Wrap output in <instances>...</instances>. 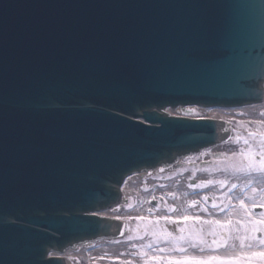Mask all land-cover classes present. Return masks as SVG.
<instances>
[{
  "label": "water",
  "instance_id": "1",
  "mask_svg": "<svg viewBox=\"0 0 264 264\" xmlns=\"http://www.w3.org/2000/svg\"><path fill=\"white\" fill-rule=\"evenodd\" d=\"M263 100L264 0H0V264H69L127 177L229 139L167 107Z\"/></svg>",
  "mask_w": 264,
  "mask_h": 264
},
{
  "label": "bare ground",
  "instance_id": "2",
  "mask_svg": "<svg viewBox=\"0 0 264 264\" xmlns=\"http://www.w3.org/2000/svg\"><path fill=\"white\" fill-rule=\"evenodd\" d=\"M263 104L257 103V104H252V105H246V106H241V107H204V106H199L196 104H191V105H178L175 108L169 107L167 110H164V113L170 114L172 117H183V118H195L198 117V115L194 114L197 111H204L208 113V119H218L222 121H226L224 112H232L230 114L231 118L237 117L236 112H246V113H252V111H257L260 107H262ZM227 117V116H226ZM197 119V118H195ZM200 152H195V153H190V156L183 157V158H178L179 162L182 161L183 159H192V156L195 154H199ZM164 171L168 169V167L163 168ZM163 171V172H164ZM162 172L160 169L142 173L139 175L131 176L126 178V182L124 185L123 189V197L126 200H129L131 197L127 198V196L132 195V197H139L142 193L143 190L148 189L150 190L151 193H148L146 195H142V199L138 200L137 203L133 204L132 207L126 211V213L120 214L119 217H121V221H132L133 219H128L129 217H138V216H144L146 219L143 221L138 220V223H146L152 224V227L158 230H166L170 231L173 234V237H177L181 235L180 228L182 227V224L185 225V229H189V232L192 233H198L196 235H202L205 238V245H204V252L205 256L207 253L212 256V257H220L222 260L226 261H233L237 262L238 260H242L245 258H251L252 254L254 252H259V251H264V247H262L259 243V237L255 241H245L244 245L241 246L240 241L236 239V237L245 234V229H244V224H248V235H251V227L252 224L256 221L261 220V217L258 216L255 212H252V206H257L261 205L262 203V196L260 195V190L264 189V177L260 176L259 174L253 173L251 175L249 174H244L242 176V181L239 184V188L236 189L234 192V195L232 196L231 204L227 203L228 205L221 204V207H224V211L221 212L219 208H212L209 207H201L200 205V195L198 193H195L194 197H191L195 199L196 201H199V203L196 206H187L186 204L189 201V196L187 194V198L185 197L183 202H180V194L176 190V187L173 185H167L164 183V181L157 182V183H151L149 185H145L142 180L145 179V177H149L152 180L153 178L157 175H160ZM163 179V177H161ZM253 181V183L249 184V181ZM137 182V186H134L133 183ZM141 182V183H140ZM247 185V187H245ZM256 188L257 191L253 192L252 189ZM178 191L181 192V187H177ZM172 192L177 194L179 197H175L173 200H166V194ZM152 197H158L160 198V205L154 206L151 204V201L153 200ZM161 197L164 199L161 200ZM183 197V196H182ZM243 199L245 204L248 206L247 210L241 209L239 207V199ZM183 199V198H182ZM126 203L124 200L121 202L120 205H115L106 208V210H99V211H94L93 213L98 216L102 217H107V218H112L116 219L118 214H113V209L119 207V212L120 210H124L126 208ZM123 204V205H122ZM190 204V203H189ZM163 206V207H162ZM169 206H174L177 211L172 212L169 210ZM234 206V207H233ZM189 207V208H188ZM149 209H151V212H149ZM207 209V211H205ZM217 209V210H216ZM219 210V211H218ZM164 215H169L173 217L174 219H178L183 217L184 215L188 216H199L201 217L202 220H219L221 223L220 224H203L195 220H188V221H183L179 224H172L170 222H165L163 220H160L159 223H154V221L158 217H162ZM135 220V219H134ZM228 220H232L233 223L231 225L227 224ZM237 220L243 221V223H236ZM122 225L124 223L122 222ZM221 225H225L222 227ZM259 225H257L258 227ZM230 230L232 233V241L231 243L226 244L225 246H221L220 244L217 243H212L214 241L212 237H217L218 239L216 240L219 242L220 236L225 235V230ZM239 230V231H238ZM261 234V232H260ZM97 242V241H96ZM95 242H86V243H81L78 244V248H69L66 251L59 252V251H50V257L51 258H62L65 259L69 264H70V257H73L77 255V251H79L83 246L87 245H93ZM249 243L253 244V247L249 248L247 245ZM164 243H159V245H162ZM104 245V244H103ZM202 245V244H201ZM233 245H235L233 247ZM202 247V246H200ZM118 247H111V248H106L104 245V248L101 247L99 249L92 250L91 254L94 255L95 257L100 256V253L102 251H106L109 253H115L118 251ZM210 250V253H209ZM215 250V252H212ZM159 253H164L157 250ZM145 257H149V254H146ZM145 257H138L135 261L138 263H143L144 261L141 260L140 258H145ZM148 259V258H147Z\"/></svg>",
  "mask_w": 264,
  "mask_h": 264
},
{
  "label": "flooded vegetation",
  "instance_id": "3",
  "mask_svg": "<svg viewBox=\"0 0 264 264\" xmlns=\"http://www.w3.org/2000/svg\"><path fill=\"white\" fill-rule=\"evenodd\" d=\"M257 111H252V113H256ZM264 112V111H262ZM261 112V113H262ZM234 118V117H233ZM243 122L245 126H241L238 123V126L235 123H230L231 126V138L229 141L222 143L220 145H217L213 148H209L206 150L201 151L199 154H195L192 156V159H183L181 162L176 163L174 165H171L168 167L167 174L165 175V179H167V182H164L167 185H173L176 187V190L180 194V202H183L185 197L187 198V194L189 196V201L186 204L187 206L189 203L195 199L191 198L194 197L195 193H198L200 195V205L201 207H209L212 208L213 203L222 206L221 204L224 203H216V199L218 198V201H227V197H232L234 195V192L236 189L232 190L231 192L228 191V188H221L219 185L211 184L207 187H196V188H190L189 184H201L206 183L209 180H219V179H227L229 181V185L231 183L240 184L242 181V176L246 173L241 172H233L231 168L227 172L219 171V166L222 163L226 162V165H223V168L228 167L231 164H238L241 157L237 156L234 160L230 159L232 157L233 153H239L242 149L246 152L249 148H251L253 151L259 150V139L256 138L254 140H250L248 145L244 144V138L247 137L248 131H256L259 132L262 130V126L259 123H255L257 121H264V116L257 117V116H250V117H235L234 120ZM238 141V142H237ZM208 154V156H206ZM222 154H225L222 156ZM199 157H203V160L199 161L198 164H196V161ZM259 159V157H257ZM213 167H216V170H209ZM236 174V175H235ZM235 175V179L234 176ZM249 181V180H248ZM177 187H181V192L178 191ZM172 192H169L166 194V200H173V196L170 195ZM183 196V197H182ZM205 196H208V200L205 201L203 198ZM218 196V197H217ZM175 197H179L177 194ZM183 198V199H182ZM160 201V198L158 199ZM196 201V200H195ZM126 207H128L129 200H125ZM152 202V201H151ZM262 203H264V197L262 198ZM261 203V204H262ZM152 205L156 206L158 205L157 201H153L151 203ZM209 204V205H207ZM123 205V204H122ZM189 208V207H188ZM130 209V208H129ZM129 209H124V212L128 211ZM217 210V209H216ZM252 212H255L258 216L261 217V219H264V207H261L260 205L252 206ZM123 211V210H122ZM219 211V210H218ZM125 225L127 227L125 228ZM186 224H182V228H184V232L181 233V235L175 237V239L171 237H167L165 241L161 240V243H165L164 247L162 245L156 244L158 240L154 238V235L149 234L147 242L142 241L141 238L133 239L131 241L128 240L129 236L133 237H139V233H145L148 232V229H143V225H141L138 222L134 221H124V228L123 235H120L118 239H108V240H118L119 244L118 252L121 253L120 257L124 259H132L136 260L138 257H145V255H141L140 253H145L146 248H149L148 245L151 244L152 246L156 244V247L154 250H158L163 248L164 252L166 253V257L169 258V260H183L191 257L196 258H204L203 256L205 254L204 245L203 243L201 245L200 243V237L203 238L205 241L204 236L202 235H196L198 233H192L189 232V229H185ZM156 232L157 229H154ZM151 230V231H154ZM257 238L259 237L264 238V232H257ZM165 237V236H164ZM183 237V239H181ZM166 238V237H165ZM259 239V240H260ZM219 244V243H218ZM133 245H136L137 247H133ZM202 246V247H200ZM108 247H112L109 246ZM181 249H184V251H181ZM132 253H136V255H132ZM123 254V255H122ZM144 262L147 261L145 258H140ZM166 260L165 264H167ZM154 264H160L159 261H151ZM105 264L109 263L104 262ZM136 263V262H134Z\"/></svg>",
  "mask_w": 264,
  "mask_h": 264
},
{
  "label": "snow or ice",
  "instance_id": "4",
  "mask_svg": "<svg viewBox=\"0 0 264 264\" xmlns=\"http://www.w3.org/2000/svg\"><path fill=\"white\" fill-rule=\"evenodd\" d=\"M261 115H264V112L261 113ZM255 123H259L262 126V130L259 132L256 131H252L249 130L248 131V135L246 138H244V144L248 145L250 140H254L256 138L259 139V150L258 151H253L251 148H249L246 152L242 149L239 153H233L232 157L230 159H235L237 156L241 157L240 161L238 164H230L228 167H225L223 169H218L219 171H224L227 172L229 170V168H231V170L233 172H241V173H246V174H259L260 176L264 177V121H257ZM241 124H243V122H241ZM227 142V141H225ZM238 142V141H237ZM225 154H222V156ZM257 157H259V159H257ZM161 172L164 171L163 168L160 169ZM249 184L253 183V181H249ZM211 184H216L219 185L221 188H228V191L231 192L232 190L236 189L237 187H239L238 184L236 183H231L229 185V181L227 179H219V180H209L206 183H201V184H189L190 188H196V187H207L208 185ZM245 187H247V185H245ZM253 192H256L257 189L253 188L252 189ZM170 195L173 196V198H175L176 194L175 193H171ZM260 195L262 197H264V189L260 190ZM153 200L156 199V197H152ZM164 198L161 197V200H163ZM205 201H207L209 198L208 196H205L203 198ZM229 204H231V200L232 197H227ZM239 199V198H237ZM199 203V201H191L189 206H196ZM214 208H219V210L221 212H223L225 209L224 207H221L220 205H217L215 203H213L212 205ZM261 207H264V203H262L260 205ZM129 208L132 207L131 204L128 205ZM234 207V206H233ZM239 207L241 209H245L247 210L248 206L245 204L243 199H239ZM169 210L172 212L177 211V209L174 206H169ZM113 211H119V207L113 209ZM205 211H207V209H205ZM149 212H151V209H149ZM117 220L122 219L121 217L117 216L116 217ZM128 219H136V220H140L143 221L146 218L144 216H138V217H129ZM160 220H163L165 222H170L172 224H179L181 222V220L183 221H188V220H195L198 221L200 223L203 224H220L221 222L219 220H202L201 217L199 216H188V215H184L181 218L178 219H174L173 217L169 216V215H164L162 217H158L154 223H159ZM233 223L232 220H228L227 224L231 225ZM236 223L240 224L243 223V221L241 220H237ZM257 225H259L257 227ZM222 227H224L225 225H221ZM127 227V225H125V228ZM244 229H245V234L240 235L238 237H236V239H238L240 241L241 246L244 245V242L247 241H255L257 239L256 233L257 232H264V219H261L259 221H256L252 224L251 227V235H248L247 232L249 230L248 228V224H244ZM181 233L184 232V228H180L179 229ZM239 231V230H238ZM121 235L124 234L123 230L120 233ZM154 236H165V237H171L173 239H175V237H173L172 232L170 231H166V230H162L161 232H156L153 231L152 233ZM137 238H141L142 237H133V236H129L128 240L131 241L133 239H137ZM181 239H183V237H181ZM200 239V243H206V241L203 240L202 237L199 238ZM117 243L119 241H116ZM212 243H217V241H212ZM259 243L262 247H264V238H261L259 240ZM221 246H225L223 242H220ZM235 245H233L234 247ZM249 248L253 247L252 243H249L247 245ZM133 247H137L136 245H133ZM149 248L152 247L151 244L148 245ZM159 251L163 252L164 249L161 248L159 249ZM181 251H184V249H181ZM141 255H146V253L141 252ZM123 255V254H122ZM132 255H136V253H132ZM259 258V264H264V251H259V252H254L252 254V257L250 258V264H254L255 262V258ZM153 261H161L162 257L159 256H153L152 257ZM213 262H215V264H232L231 261H226V260H222L220 257H210V258H196V257H191V258H187V259H183V260H169L167 261V264H213ZM121 264H134L133 261L128 260V261H122ZM146 264H148V262L146 261Z\"/></svg>",
  "mask_w": 264,
  "mask_h": 264
},
{
  "label": "rangeland",
  "instance_id": "5",
  "mask_svg": "<svg viewBox=\"0 0 264 264\" xmlns=\"http://www.w3.org/2000/svg\"><path fill=\"white\" fill-rule=\"evenodd\" d=\"M262 111H264V106L260 107L257 110L256 113H249V112L246 113L244 111V112H236V115H237V117H244V118L245 117H250V116H252V117H254V116L261 117V116H264V115H261ZM231 113L232 112H224V115H225V119L224 120L228 121L229 123H235L237 126H238V123L241 126H245L244 124H241L240 121H237L236 119L234 120V118H231L230 117ZM194 114L198 115L199 117H208V113L204 112V111H197ZM206 156H208V154H206ZM200 160L202 161L203 157H199L197 159V161H196V164H198ZM222 164L226 165V162L222 163ZM222 164L219 166V169H223ZM217 169H216V167H213L211 169H208V171L209 170H216L217 171ZM166 174H167V171H164L160 175L155 176L153 178L154 180H152L149 177H145V179L142 180L141 182H143L145 185H149L151 183L153 184V183H157V182H161V181L167 182L168 180L165 179V175ZM235 175L233 176L234 179H235ZM161 177H163V179H161ZM133 185L137 186V182L133 183ZM148 193H151V192H150V190L148 191V189H146V190H143L140 195H138L139 197L135 198V197H132V195H130V196H127V198L131 197L129 199V203L132 205V203L135 204V203H137L138 200L142 199V195H146ZM158 199L159 198L157 197L155 200H152V202L153 201H157L158 205H160V201ZM216 203H224V205H228L227 203H229V202H228V200L227 201H218V198H217L216 199ZM207 205H209V204H207ZM126 209H129V207H126ZM121 212L125 213L124 210L123 211L120 210V212L119 211H115V212H113V214H118V216H120ZM132 221L137 222L138 220H136V219L134 220L133 219ZM140 224L144 226L143 229H148V232H145V233L142 232V233H139L138 235H139V237H142V241L146 240V242H147V239H148L147 235H149V234L152 235L153 231H151V230H154L155 228L152 227V224H148V225L146 223H140ZM161 231L162 230H158L157 232L159 233ZM224 232L225 233H223V234H225V235H221L220 236V239H221L220 242H223L226 245L228 243H231V241H232V234H231L232 232L230 230H227V229ZM146 233H147V235H146ZM256 235H257V233H256ZM154 238H156V240H158V242L156 244L160 243L161 240L165 241L167 239V237L165 238L164 236H159V237L154 236ZM215 238H216V240L218 239L217 237H215ZM116 241H118V240H115V241L114 240H112V241H109V240H99L98 241L97 240V242H95L93 245L91 244L90 246L89 245L83 246L79 251H77L78 252L77 255L69 258V260H70L69 262H70V264H105L103 262H108L109 261V263H107V264H121L122 261H128V259L127 260L119 259L121 253L118 252V251L115 252V253H111L110 254V253H108V252H106L104 250V251H102L100 253V256H98V257H95L94 255L91 254L92 250L99 249L101 247L104 248V245L106 246V244H109L110 246H118L119 242L117 243ZM156 244H154L151 248H146L145 253L149 254V257H145V258L149 259V261H147L148 264H154V263L150 262V261H153L152 257L153 256H159V257H162V260L160 261L161 262L160 264H165L166 260H169V258L168 259L165 258L166 254H163V253L159 254V252L157 250H154V248H158V247H156ZM165 244H166V242L164 244H162V246L164 247ZM212 252H215V250H213ZM209 253H210V250H209ZM108 257H112V258L108 259ZM210 257H212V256H210L207 253L204 258L207 259V258H210ZM134 264H136V263H134ZM144 264H146V263H144ZM213 264H215V262H213ZM232 264H250V258H248V259L245 258V259H242V260L240 259L237 262H233L232 261ZM254 264H259V258L258 257L255 258Z\"/></svg>",
  "mask_w": 264,
  "mask_h": 264
}]
</instances>
